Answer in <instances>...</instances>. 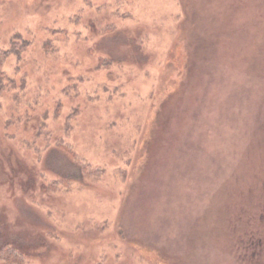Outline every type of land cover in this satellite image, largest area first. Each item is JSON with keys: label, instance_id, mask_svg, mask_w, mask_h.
<instances>
[{"label": "rangeland", "instance_id": "1", "mask_svg": "<svg viewBox=\"0 0 264 264\" xmlns=\"http://www.w3.org/2000/svg\"><path fill=\"white\" fill-rule=\"evenodd\" d=\"M248 229L264 0H0V264H264Z\"/></svg>", "mask_w": 264, "mask_h": 264}, {"label": "trees", "instance_id": "2", "mask_svg": "<svg viewBox=\"0 0 264 264\" xmlns=\"http://www.w3.org/2000/svg\"><path fill=\"white\" fill-rule=\"evenodd\" d=\"M257 229H248L244 234H239L237 238V247L240 252L241 258L246 262V259L252 258L253 253L258 250L261 253H264V240L262 237H257L255 231ZM17 248L12 245L6 244L0 247V252L7 251H17ZM251 255V256H250ZM14 264H17L15 261H12ZM252 263V262H251ZM253 264H261V260L254 261Z\"/></svg>", "mask_w": 264, "mask_h": 264}]
</instances>
